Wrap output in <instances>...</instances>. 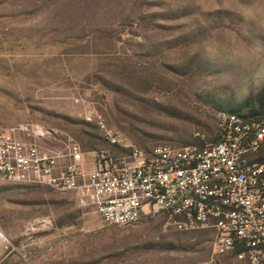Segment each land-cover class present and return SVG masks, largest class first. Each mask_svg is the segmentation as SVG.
<instances>
[{
  "label": "rangeland",
  "instance_id": "1",
  "mask_svg": "<svg viewBox=\"0 0 264 264\" xmlns=\"http://www.w3.org/2000/svg\"><path fill=\"white\" fill-rule=\"evenodd\" d=\"M263 89L264 0H0V124L83 146L103 121L146 148L201 145L220 105ZM0 230L28 260L1 249L2 264L234 263L212 232L108 225L42 187L0 184Z\"/></svg>",
  "mask_w": 264,
  "mask_h": 264
},
{
  "label": "built area",
  "instance_id": "2",
  "mask_svg": "<svg viewBox=\"0 0 264 264\" xmlns=\"http://www.w3.org/2000/svg\"><path fill=\"white\" fill-rule=\"evenodd\" d=\"M99 126L104 147L87 151L44 125L0 124V184L70 195L108 225L160 217L168 229L212 232L218 255L264 264V119L227 114L214 141L149 150L103 121ZM26 247L0 230L5 258L17 252L28 262Z\"/></svg>",
  "mask_w": 264,
  "mask_h": 264
},
{
  "label": "trees",
  "instance_id": "3",
  "mask_svg": "<svg viewBox=\"0 0 264 264\" xmlns=\"http://www.w3.org/2000/svg\"><path fill=\"white\" fill-rule=\"evenodd\" d=\"M219 108L222 112H229L230 114L234 113L245 119H264L262 118L264 117V89L259 93V96L256 99H249L246 101L245 104L240 105L239 107L231 106L229 108V107H225L224 105H220ZM246 110L249 111L250 113L249 115L243 114V112ZM93 136L94 138H89L88 142L85 145H83L84 149L87 151H95V150H99L100 148L104 147V143L101 139V136L100 137H96L95 135ZM95 138H99V142H96L94 140ZM193 144H196V143H193ZM164 145H167V144H164ZM157 146H160V145H157ZM142 148L149 150L154 147H149V148L142 147ZM260 160L264 161V153L261 155Z\"/></svg>",
  "mask_w": 264,
  "mask_h": 264
}]
</instances>
